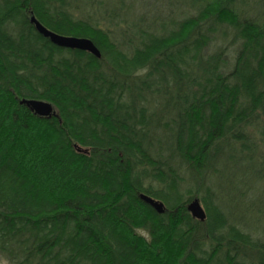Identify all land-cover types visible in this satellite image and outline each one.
Wrapping results in <instances>:
<instances>
[{
  "label": "trees",
  "instance_id": "16d2710c",
  "mask_svg": "<svg viewBox=\"0 0 264 264\" xmlns=\"http://www.w3.org/2000/svg\"><path fill=\"white\" fill-rule=\"evenodd\" d=\"M251 176L264 181V0H0V260L264 264V223L225 206L261 219Z\"/></svg>",
  "mask_w": 264,
  "mask_h": 264
},
{
  "label": "water",
  "instance_id": "95a60500",
  "mask_svg": "<svg viewBox=\"0 0 264 264\" xmlns=\"http://www.w3.org/2000/svg\"><path fill=\"white\" fill-rule=\"evenodd\" d=\"M30 23L34 26L36 32L39 35L48 39L53 45L59 48L87 52L97 59H100L101 57V53L98 48L93 44L91 40L87 38H78L74 36H63L56 34L40 24L34 16L30 17ZM20 104L25 105L33 114L38 117H56L53 111V107L47 102L22 99L20 101ZM140 199L146 204H149L158 214H162L164 212V205L161 202H157L146 195H141ZM186 208L193 219L199 222L205 221L206 213L198 199H193Z\"/></svg>",
  "mask_w": 264,
  "mask_h": 264
},
{
  "label": "rangeland",
  "instance_id": "374dc122",
  "mask_svg": "<svg viewBox=\"0 0 264 264\" xmlns=\"http://www.w3.org/2000/svg\"><path fill=\"white\" fill-rule=\"evenodd\" d=\"M160 5L165 7V0H159ZM254 177H250L249 182H252L254 186V194L251 196L248 201L254 202L255 199H260L262 201V209L264 207V181H255L253 182ZM225 182H231V179L226 180ZM241 184V182H239ZM247 183V182H244ZM254 197V199H252ZM226 209L229 210L231 214L235 217H238L240 214H244L245 218H247L250 222V225L254 227H261L264 223V215L261 217L260 220L256 219V215L254 213V208L249 209V211L245 212V205L240 204L237 200H227L225 201ZM258 206V204L256 205ZM264 212V209H263Z\"/></svg>",
  "mask_w": 264,
  "mask_h": 264
},
{
  "label": "clouds",
  "instance_id": "9594fccd",
  "mask_svg": "<svg viewBox=\"0 0 264 264\" xmlns=\"http://www.w3.org/2000/svg\"><path fill=\"white\" fill-rule=\"evenodd\" d=\"M147 72V68L139 69L134 75H142ZM0 264H8L7 260H0Z\"/></svg>",
  "mask_w": 264,
  "mask_h": 264
}]
</instances>
